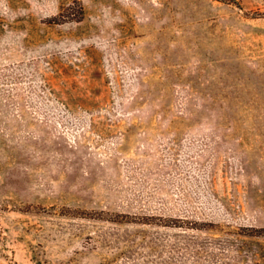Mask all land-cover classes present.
<instances>
[{
    "label": "rangeland",
    "instance_id": "obj_1",
    "mask_svg": "<svg viewBox=\"0 0 264 264\" xmlns=\"http://www.w3.org/2000/svg\"><path fill=\"white\" fill-rule=\"evenodd\" d=\"M0 264H264V0H0Z\"/></svg>",
    "mask_w": 264,
    "mask_h": 264
}]
</instances>
